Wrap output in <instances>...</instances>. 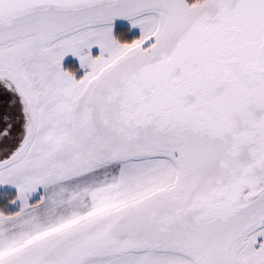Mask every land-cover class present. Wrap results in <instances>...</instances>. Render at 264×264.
Here are the masks:
<instances>
[{
	"label": "snow or ice",
	"instance_id": "obj_1",
	"mask_svg": "<svg viewBox=\"0 0 264 264\" xmlns=\"http://www.w3.org/2000/svg\"><path fill=\"white\" fill-rule=\"evenodd\" d=\"M0 264H264V0H0Z\"/></svg>",
	"mask_w": 264,
	"mask_h": 264
},
{
	"label": "rangeland",
	"instance_id": "obj_2",
	"mask_svg": "<svg viewBox=\"0 0 264 264\" xmlns=\"http://www.w3.org/2000/svg\"><path fill=\"white\" fill-rule=\"evenodd\" d=\"M120 26H125V27L128 28V25L126 24V22H118V23H117V29H118V27H120ZM136 33L138 34V32H134V33H131V35H132V34H136ZM94 51H95V50H94ZM69 61H72L71 58H69ZM72 62L76 64L75 61H72Z\"/></svg>",
	"mask_w": 264,
	"mask_h": 264
},
{
	"label": "trees",
	"instance_id": "obj_3",
	"mask_svg": "<svg viewBox=\"0 0 264 264\" xmlns=\"http://www.w3.org/2000/svg\"><path fill=\"white\" fill-rule=\"evenodd\" d=\"M118 31H126L127 30V27H125V26H120V27H118V29H117ZM136 35H138L137 33L136 34H130V36H136ZM68 63H71V64H75V63H73L72 61H68ZM78 66V65H77Z\"/></svg>",
	"mask_w": 264,
	"mask_h": 264
}]
</instances>
